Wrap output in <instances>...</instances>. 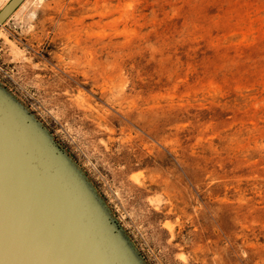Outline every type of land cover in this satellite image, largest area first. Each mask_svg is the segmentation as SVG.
<instances>
[{"label":"rangeland","instance_id":"374dc122","mask_svg":"<svg viewBox=\"0 0 264 264\" xmlns=\"http://www.w3.org/2000/svg\"><path fill=\"white\" fill-rule=\"evenodd\" d=\"M0 66L150 264H264V0H25Z\"/></svg>","mask_w":264,"mask_h":264},{"label":"water","instance_id":"95a60500","mask_svg":"<svg viewBox=\"0 0 264 264\" xmlns=\"http://www.w3.org/2000/svg\"><path fill=\"white\" fill-rule=\"evenodd\" d=\"M25 0H9L0 27ZM0 264H150L75 156L0 79Z\"/></svg>","mask_w":264,"mask_h":264},{"label":"built area","instance_id":"2783aa9c","mask_svg":"<svg viewBox=\"0 0 264 264\" xmlns=\"http://www.w3.org/2000/svg\"><path fill=\"white\" fill-rule=\"evenodd\" d=\"M0 73L3 75L6 73L2 66H0Z\"/></svg>","mask_w":264,"mask_h":264}]
</instances>
